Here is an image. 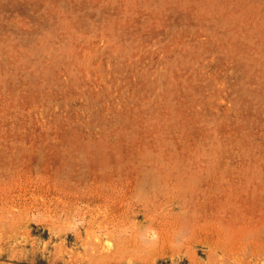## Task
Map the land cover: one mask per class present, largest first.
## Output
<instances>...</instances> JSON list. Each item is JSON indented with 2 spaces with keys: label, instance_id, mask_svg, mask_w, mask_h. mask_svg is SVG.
<instances>
[{
  "label": "rangeland",
  "instance_id": "obj_1",
  "mask_svg": "<svg viewBox=\"0 0 264 264\" xmlns=\"http://www.w3.org/2000/svg\"><path fill=\"white\" fill-rule=\"evenodd\" d=\"M264 264V0H0V264Z\"/></svg>",
  "mask_w": 264,
  "mask_h": 264
},
{
  "label": "trees",
  "instance_id": "obj_2",
  "mask_svg": "<svg viewBox=\"0 0 264 264\" xmlns=\"http://www.w3.org/2000/svg\"><path fill=\"white\" fill-rule=\"evenodd\" d=\"M35 264H45L44 262H37ZM58 264H62V263H58Z\"/></svg>",
  "mask_w": 264,
  "mask_h": 264
}]
</instances>
